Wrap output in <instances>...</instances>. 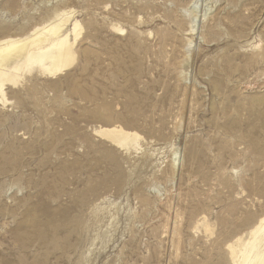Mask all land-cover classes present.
I'll return each mask as SVG.
<instances>
[{
  "label": "rangeland",
  "instance_id": "1",
  "mask_svg": "<svg viewBox=\"0 0 264 264\" xmlns=\"http://www.w3.org/2000/svg\"><path fill=\"white\" fill-rule=\"evenodd\" d=\"M60 10L72 64L0 95V264H230L264 215V0H0V41Z\"/></svg>",
  "mask_w": 264,
  "mask_h": 264
},
{
  "label": "bare ground",
  "instance_id": "2",
  "mask_svg": "<svg viewBox=\"0 0 264 264\" xmlns=\"http://www.w3.org/2000/svg\"><path fill=\"white\" fill-rule=\"evenodd\" d=\"M54 13L52 14L54 22L48 24L47 27L40 26L42 28H37L35 26L36 28L25 36H20L21 38L10 36L12 38L1 39L0 95L3 94L2 90L5 83L15 85L22 73H30L33 68H38L41 75L52 77L63 72L72 64L75 53L72 48L73 39L71 36L74 39L77 37L79 24L77 21L72 22L70 29L64 30L68 21L64 18L60 19L64 12ZM97 133L108 139L113 145H118V148L119 146L127 147V142L129 144V141L137 139L134 133L125 132L114 126ZM252 223L239 235L234 236L235 240L232 239V243L226 244L227 259L230 264H264V215Z\"/></svg>",
  "mask_w": 264,
  "mask_h": 264
}]
</instances>
